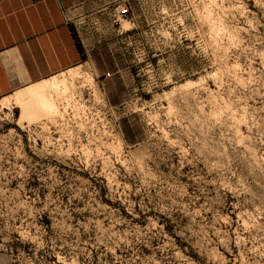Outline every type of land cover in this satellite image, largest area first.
<instances>
[{
  "label": "rangeland",
  "instance_id": "374dc122",
  "mask_svg": "<svg viewBox=\"0 0 264 264\" xmlns=\"http://www.w3.org/2000/svg\"><path fill=\"white\" fill-rule=\"evenodd\" d=\"M109 3L87 62L0 100V264H264V0Z\"/></svg>",
  "mask_w": 264,
  "mask_h": 264
},
{
  "label": "crops",
  "instance_id": "0c3cea01",
  "mask_svg": "<svg viewBox=\"0 0 264 264\" xmlns=\"http://www.w3.org/2000/svg\"><path fill=\"white\" fill-rule=\"evenodd\" d=\"M110 0H0V100L80 67L112 27Z\"/></svg>",
  "mask_w": 264,
  "mask_h": 264
},
{
  "label": "bare ground",
  "instance_id": "6f19581e",
  "mask_svg": "<svg viewBox=\"0 0 264 264\" xmlns=\"http://www.w3.org/2000/svg\"><path fill=\"white\" fill-rule=\"evenodd\" d=\"M37 85H38V84H37ZM61 85H62V84H61ZM35 86H36V85H35ZM58 86H59V85H58ZM58 86H57V84H54V83L52 84V83H51V85H49V86L38 87V88L35 87V88H34V92H35V93L43 94V93L46 92V90H49L48 88H50V89L52 88V90H59V87H60V86H59V87H58ZM62 87H63V86H62ZM57 88H58V89H57ZM44 96H45V94H44ZM44 96H43V97H44ZM43 97H42V98H43ZM46 97H47V96H46ZM44 99H45V98H44ZM21 100H23V99L17 96L16 98H14L13 103H14V104H17V105H20V104H21ZM10 103H11V102L8 101V100L5 101L4 103L1 104V105H2V108L5 109L6 106H8ZM45 103H46V102H45ZM46 105H47V104H46ZM46 110H47V109H46Z\"/></svg>",
  "mask_w": 264,
  "mask_h": 264
},
{
  "label": "built area",
  "instance_id": "2783aa9c",
  "mask_svg": "<svg viewBox=\"0 0 264 264\" xmlns=\"http://www.w3.org/2000/svg\"><path fill=\"white\" fill-rule=\"evenodd\" d=\"M117 10H118V11H117V12H118V15H119L120 17L125 16V15L128 13L127 8H126L125 6H123V5L118 6V7H117ZM106 76L108 77L109 75L106 74Z\"/></svg>",
  "mask_w": 264,
  "mask_h": 264
}]
</instances>
